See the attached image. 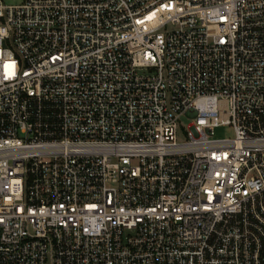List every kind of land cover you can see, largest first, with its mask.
Masks as SVG:
<instances>
[{
	"label": "built area",
	"instance_id": "obj_1",
	"mask_svg": "<svg viewBox=\"0 0 264 264\" xmlns=\"http://www.w3.org/2000/svg\"><path fill=\"white\" fill-rule=\"evenodd\" d=\"M0 264H264V0H0Z\"/></svg>",
	"mask_w": 264,
	"mask_h": 264
},
{
	"label": "rangeland",
	"instance_id": "obj_2",
	"mask_svg": "<svg viewBox=\"0 0 264 264\" xmlns=\"http://www.w3.org/2000/svg\"><path fill=\"white\" fill-rule=\"evenodd\" d=\"M25 0H4L6 4L9 5H16V4H22ZM191 120L187 115H183L180 119V129L178 132L177 139L180 142H183L186 140V132L188 129V125L190 124ZM234 131L230 127H219L215 130V137L216 138H227V137H233Z\"/></svg>",
	"mask_w": 264,
	"mask_h": 264
}]
</instances>
